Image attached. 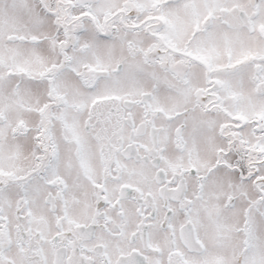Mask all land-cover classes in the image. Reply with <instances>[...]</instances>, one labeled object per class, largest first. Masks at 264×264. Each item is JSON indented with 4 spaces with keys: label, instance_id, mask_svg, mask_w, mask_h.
Instances as JSON below:
<instances>
[{
    "label": "snow or ice",
    "instance_id": "1",
    "mask_svg": "<svg viewBox=\"0 0 264 264\" xmlns=\"http://www.w3.org/2000/svg\"><path fill=\"white\" fill-rule=\"evenodd\" d=\"M0 264H264V0H0Z\"/></svg>",
    "mask_w": 264,
    "mask_h": 264
}]
</instances>
